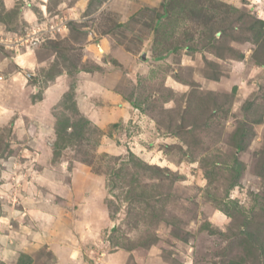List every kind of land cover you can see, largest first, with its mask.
Returning <instances> with one entry per match:
<instances>
[{"label":"rangeland","instance_id":"1","mask_svg":"<svg viewBox=\"0 0 264 264\" xmlns=\"http://www.w3.org/2000/svg\"><path fill=\"white\" fill-rule=\"evenodd\" d=\"M137 2L0 0V264H264V0Z\"/></svg>","mask_w":264,"mask_h":264},{"label":"crops","instance_id":"2","mask_svg":"<svg viewBox=\"0 0 264 264\" xmlns=\"http://www.w3.org/2000/svg\"><path fill=\"white\" fill-rule=\"evenodd\" d=\"M43 1H45V0H43ZM137 3L139 5H141V4L157 5L160 3V0H138ZM82 6L83 5H81V7ZM44 9L45 8L42 7V10H44ZM23 15L25 16V20H27L29 22H31V21H33V19H35L34 11L25 10ZM96 36H97L96 33H91V35L88 37L86 43L83 44V47L85 48L84 51L91 52L92 53L91 57H93V59L98 57L99 52L102 53L101 55L107 59H109V56H116L117 57V52H119V50L116 48H113L111 43L109 42V40L107 38H102V39L98 40L97 39L98 36L97 37ZM33 47H31L30 49L29 48L25 49L22 53H17L15 55H12L8 59L7 58L2 59V61H7V64H9V63L12 64L15 71L14 72L10 71L8 74L7 73H0V115H1L2 110H3L2 108H4L1 105V98L2 99L5 98L4 94H3L4 91L7 90L8 88H10V86L14 87L15 81H18V79L19 80L23 79V78L27 79V76H29L28 79H30V77L32 76L31 73L34 71V68L37 67L38 65L41 66L42 63L43 64L45 63L42 60H40V61L38 60V55L36 52V49L38 48L37 44H34ZM96 55H97V57H96ZM122 55L124 56L123 53H122ZM85 56L86 55H84L83 59H85ZM109 62L110 61L108 60V62L106 64H102V63H99V64L104 67V66H107V64ZM1 64H0V72L2 69H4V66H2ZM111 69H112V67H111ZM103 70L104 71H102V72H104L106 74V72L109 71L110 69L108 68L107 70H105V69H103ZM115 72L118 73L119 71H115ZM115 72L113 71V73H115ZM113 73H111L110 71L107 72V74L109 76H111ZM78 74H79V79L82 81V83L84 82V84H85L84 87L85 86L89 87L88 84L94 82L93 80H95L96 78L99 77V76H96L98 74H95L94 72L93 73L88 72L86 70H83V71L79 72ZM99 74H101V72ZM64 76H66V73L63 75L62 74L57 75V77H56L57 81H55L54 83L49 85V87L45 90V95H44L43 99L37 100V102L34 104L32 103V106L37 107L40 110H44V111L49 110L51 105L55 104V102L58 100L61 91L64 90V87L66 85V82L62 80V78ZM92 77H95V78H93V80H91ZM108 91H109V93L107 96L109 98L117 99L118 101H122L121 96H119L120 94H118L115 91H112L110 89Z\"/></svg>","mask_w":264,"mask_h":264},{"label":"bare ground","instance_id":"3","mask_svg":"<svg viewBox=\"0 0 264 264\" xmlns=\"http://www.w3.org/2000/svg\"><path fill=\"white\" fill-rule=\"evenodd\" d=\"M103 50V49H102Z\"/></svg>","mask_w":264,"mask_h":264}]
</instances>
